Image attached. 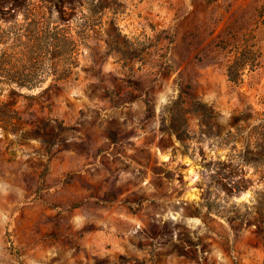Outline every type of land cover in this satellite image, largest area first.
<instances>
[{
    "label": "rangeland",
    "instance_id": "obj_1",
    "mask_svg": "<svg viewBox=\"0 0 264 264\" xmlns=\"http://www.w3.org/2000/svg\"><path fill=\"white\" fill-rule=\"evenodd\" d=\"M17 1L0 264H264V0Z\"/></svg>",
    "mask_w": 264,
    "mask_h": 264
},
{
    "label": "trees",
    "instance_id": "obj_2",
    "mask_svg": "<svg viewBox=\"0 0 264 264\" xmlns=\"http://www.w3.org/2000/svg\"><path fill=\"white\" fill-rule=\"evenodd\" d=\"M10 1L11 0H9L7 2H2L0 0V6H6V10L8 12L15 14V12L20 8V3L17 0H13L12 2H10Z\"/></svg>",
    "mask_w": 264,
    "mask_h": 264
}]
</instances>
